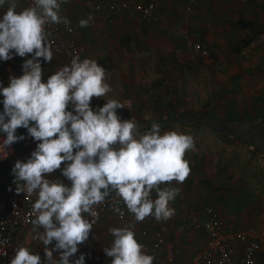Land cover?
Listing matches in <instances>:
<instances>
[{"label": "clouds", "instance_id": "1", "mask_svg": "<svg viewBox=\"0 0 264 264\" xmlns=\"http://www.w3.org/2000/svg\"><path fill=\"white\" fill-rule=\"evenodd\" d=\"M66 2L33 0L31 6L17 12L16 0H0V6L8 4L0 18V60L11 59L13 52L32 57L24 61L21 76H10L8 86L0 87V132L6 134L4 146L24 139L16 135L20 127L38 141L30 158L17 160L12 172L17 194L37 196L31 224L34 238L44 246L46 264H73L70 257L88 239L99 217L96 207L112 192L136 222L148 216L158 222L171 218L175 210L169 202L175 200L180 188L161 186L173 181L183 184L191 171L185 154L195 150L190 134L175 130L161 134V125L155 121L149 131L140 134L133 120L118 116L117 109L125 104L117 99H108L94 111L92 98L105 97L111 88L105 83L104 68L93 59L74 55L70 65L54 72L47 82L42 80L40 58L46 62L53 59L46 25L70 24L60 14L61 4ZM92 19L91 15L80 19L79 26L88 27ZM70 103L74 111L68 110ZM57 169L71 186L46 178ZM115 210L120 211L118 207ZM110 233L113 241L104 252L112 258L111 264H153L154 257L143 251L131 227H114ZM54 251L59 252V259L53 256ZM10 264H41V258L21 245ZM74 264H85L83 253Z\"/></svg>", "mask_w": 264, "mask_h": 264}, {"label": "rangeland", "instance_id": "2", "mask_svg": "<svg viewBox=\"0 0 264 264\" xmlns=\"http://www.w3.org/2000/svg\"><path fill=\"white\" fill-rule=\"evenodd\" d=\"M214 1L200 7V16L191 13L202 20V25L196 22L189 29L192 32L198 29L199 34L193 35L206 42L209 51L204 57L194 56L184 41H176V34L184 28L174 29L171 36L175 39L171 42L172 39L158 33L148 39L146 34L139 37L137 34L142 33L124 27L121 22L131 19V12L120 18L119 24L117 21L108 23L105 16L94 20L91 26L95 27V33L84 41L87 53L81 60L89 58L97 63L105 62V83L111 91L105 97H93L90 106L95 111L108 99L122 100L125 107L117 109L118 116L121 120H133L140 134L151 129L152 121L162 123L161 134L170 130L190 134L195 141V150L187 151L184 158L191 163L200 158L203 150H209L207 157L211 161L206 162L201 157L203 170L227 179L219 190L231 192L228 196L233 197L230 201L236 210L234 218L243 219V226L254 228L264 240L263 152L238 138L221 135L204 121L197 120L200 116L232 117L250 120L264 130V0ZM167 4L170 5V1L167 0ZM80 5L79 1L74 3L75 12L79 11ZM180 8L184 13L195 6L182 0L177 11ZM171 9L169 16L165 18L164 15L162 19L168 22L156 29L162 31L161 34H165L167 25L170 28L169 20H176L172 16H178L174 8ZM97 23L98 27L95 26ZM113 28L115 30L110 32ZM91 40H95L93 44L98 47L93 44L90 47ZM21 58L15 62L12 73L0 75V87L8 86L10 76H21L24 61L32 57L28 54ZM40 60L44 82L71 62L63 58H53L50 62ZM70 105V109L74 108ZM211 141L222 147H213ZM214 154L219 158L216 159ZM198 174L197 166L195 175ZM210 190L211 194L218 192L216 188ZM30 245L37 248L41 242L30 234Z\"/></svg>", "mask_w": 264, "mask_h": 264}, {"label": "built area", "instance_id": "3", "mask_svg": "<svg viewBox=\"0 0 264 264\" xmlns=\"http://www.w3.org/2000/svg\"><path fill=\"white\" fill-rule=\"evenodd\" d=\"M71 1H79L81 5L87 9V13L78 15L79 20L87 18L89 15H105L110 21L114 19L117 11H127L136 14L135 19L141 23H155L159 21L156 14V0H67L61 4V12L65 6ZM191 3L194 0H189ZM33 0H25L17 4L16 11L31 6ZM61 14V13H60ZM70 24L65 26L61 24L46 25V31L50 33L49 42L52 45L53 56H62L72 60L74 55L80 58L85 52V44L75 37L66 38L64 31L72 33L74 19L70 18ZM69 27L71 31H69ZM189 47L196 57H204L208 54L206 42L201 39H190ZM13 54H15L13 52ZM6 134L0 132V264H10L11 259L15 255V249L23 245L28 247L32 252L45 254L44 246L41 244L37 248L30 245V234L27 230L32 228L31 215L32 204L37 199L36 195L28 197L25 193H16L6 201L4 199V190L1 177V168L3 164L11 159H19L26 162L31 154L22 153L18 142L10 146H4L3 140ZM46 178L56 181L59 177L48 175ZM16 188V187H15ZM155 199V192L152 193ZM169 206H176V201L169 202ZM120 211H116V208ZM182 222L180 228L186 232L198 230L205 235V239L199 242L190 261L187 264H263L258 260V254L263 249V240L261 235L254 228L244 229L237 226H230L220 217L217 210L211 204H205L203 207L204 215L199 211L190 209L185 205L182 206ZM99 213L98 219L93 224V228L89 233L88 239L78 246V252L70 257L73 262L83 253L88 256L92 247L97 243V226L103 219L117 220L119 227L128 226L133 229L136 239L144 248L143 251L154 257L153 264H174L179 262V256L175 243L172 240L169 230H167L164 220L157 221L154 216L146 217L142 222H136L134 215L130 213L115 192H112L105 202L96 207ZM122 213V214H121ZM86 218L91 220L85 214ZM55 241H53L54 245ZM53 245H49L52 248ZM6 253V254H5ZM59 254L58 251L53 252V256ZM103 264H111V257H107Z\"/></svg>", "mask_w": 264, "mask_h": 264}, {"label": "crops", "instance_id": "4", "mask_svg": "<svg viewBox=\"0 0 264 264\" xmlns=\"http://www.w3.org/2000/svg\"><path fill=\"white\" fill-rule=\"evenodd\" d=\"M24 1L25 0H16L17 4L20 2H24ZM168 1H170V5L167 4V0H156V14L159 16V21L155 22V23H153V22H151V23L138 22L135 19V17L137 15L136 14H130V13L129 14L131 15L132 18L122 21L121 19L125 17V14L128 13L127 11H117L115 13V15L113 16L115 19H113L112 21H110V19H109L107 21H108V23H113V21L114 22L117 21V23L119 24L120 20H121L122 21L121 23L123 25H125L124 27H128L130 29H133V30H136L137 32L139 31L140 33H142V34L136 33L139 37H144L146 34L147 39H148L151 36L155 37V34L158 33V34H160V36L165 35V38L172 39L171 42H173V40L175 39L174 37L171 36V34H173L174 29L176 31H179L178 30L179 28H184L183 31L180 30V32H178L176 34L177 35L176 41H178L179 43H180V40H181V42L184 41L185 44L187 45V47L191 50V48L189 47L190 45H189L188 41L190 39H201V38L199 36L197 37V36L193 35L196 33L199 34V32H197L198 29H195V32H192L191 28L189 29V26L191 27V25H193V24L195 26V24H197V23H200L202 25L201 17L195 18L192 15L194 14V15L200 16V14H199L201 11L200 7L203 8V4H209V1H214V0H194L193 3H191L189 0H185V1H187L188 4L195 6V9H193L191 11L185 10L184 13L182 12L181 8L177 11L179 5L182 3V0H177V1L173 0V3H175V4H173L171 2V0H168ZM74 3L75 2L71 1L68 5L65 6L63 12H61L62 16H66L68 19L73 18L75 20L74 21L75 28L72 32L73 35L71 33L68 34V32L63 30L64 36L66 38H69L71 36H73V37L78 36L79 38L78 37L77 38L75 37V38L84 43V41H86V38L91 39V37L94 36L95 30L93 31V29H95V27L91 26V24L94 23V20H96L98 18H102L101 16H105V15H103V14L99 15V16L95 15V14L91 15L93 17V19L90 22L89 26L82 28L79 26L80 20H79L78 15L81 13H85V12L87 13L88 11L86 8H84L83 6L80 5L79 6L80 8L78 7L80 12L79 11H77L79 13L75 12L76 6H74ZM230 3H231V7H232V2H230ZM72 5H73V7H72ZM171 7L174 8L173 10L175 11V13L178 16H176V17L172 16V18L176 19V20H172V19L169 20L170 28H168V25H167V28L165 29V34H161L162 31L159 32L156 29L159 27V25L161 27V24L164 25L165 23L168 22V21L163 22L162 19H163L164 15H166L165 18L167 16H169L168 12L170 10H172ZM217 7L219 9L218 5H216V9H217ZM7 8H8L7 3H5L3 6H0V18H2V15L4 14V12H6ZM181 13H183V14H181ZM191 13H193V14L191 15ZM117 17L119 18L118 20H117ZM138 25L141 27H138ZM95 26L98 27V23ZM113 30H115V28L110 29V32H112ZM153 31H155V32H153ZM181 32L183 33L182 36H180ZM179 37H180V39H179ZM201 40H203V39H201ZM93 43H95V40H91V43L88 45L91 47ZM93 45L98 47L96 44H93ZM86 51H87V49H86V45H85V52L80 59H82L84 57V55L87 53ZM19 58H21L19 55L12 54L11 59H9L7 61L0 60V75H5L8 72L12 73L11 71L14 68L15 62H18ZM53 58H55V59L56 58H63V59H66L68 61H71V60H69L65 57H62V56H53ZM101 62H103V61H101ZM14 73L15 72H13V74ZM121 99H123V97H121ZM2 101H3V95H0V102H2ZM91 101H93V100H91ZM120 102H122V100H120ZM70 106L71 105L69 104L68 110L74 111V108H72V109L69 108ZM207 131L209 132V130H207ZM16 135L17 136H20V135L24 136L23 140L17 141L18 144L21 145L20 149H22V153L31 154L36 149L38 141H35L28 134L26 128H23V127L18 128L16 131ZM221 135H225V134H221ZM225 137H227V136H225ZM220 138L222 139V137H220ZM212 144H213V142H212ZM214 146L215 147L216 146L222 147V144L219 146L218 144L214 143L213 147ZM202 147L203 146L201 145V148ZM204 147H207V146H204ZM214 152H216V151H214ZM208 153H209V150H203L202 153L200 154L199 159H194V162L192 160V162H191L192 164L189 162V166L191 169L189 175H191V176L187 177L186 180L183 182V184H179V183L173 181L170 185H162L161 186V187L168 186V187L180 188V193L175 198L176 206H171V208H173L175 210L174 215L171 218H169L168 220H166V221L164 220L166 223L165 227L167 228V230H169V232L171 234L172 240L175 243L177 253L179 256V262L174 263V264H187L191 259V256L193 254V251L195 250L196 245L205 239V235L203 233L199 232L198 230H191L189 232H186L180 228V225L182 222V211H183L182 206L183 205H185L186 207H188L190 209L197 210L202 215H204V212H203L204 205L205 204H211L217 210L218 214L225 221L226 224H228L230 226H237V227H241V228L246 229L243 226L245 224L243 219L237 220L234 218V216L236 215L235 214L236 210L232 208V201H230L231 199H233V197L228 196L231 192L226 190V189H223V188H220V190H219V186H223L224 183H227V179L225 177H223L222 175H220V176L214 175V174H211L210 172L207 173L203 170V166H202L203 164L201 162V157H202V160H204L206 162L211 161L210 158L207 157ZM214 155L216 156V159L219 158V156L217 154H214ZM17 160H19V159L18 158L17 159L16 158L11 159L8 162H6L5 164H3L2 168H1V177H2V184H3V190H4V199L6 201H8V199H10L11 197H14L16 195V191H15L16 184L14 183L15 177H14V174L12 172V169H13L15 162ZM64 166H65V163H62L61 169ZM197 166H198V170H199L198 176L195 175V168ZM50 175L59 177L60 181H62L64 184H66L68 186H71V181L62 175V172L60 169H57L56 171H54ZM211 188H216L218 190V192L215 194L213 192V194H211L212 193L210 190ZM156 195L157 194L155 193V197H156ZM119 226H120V224L118 223V221L113 220V219L106 218L100 222V224L97 226V231H98L97 243H95V245L92 247L90 255L85 257V264H103L107 261L103 255L105 253L104 248L110 247L111 243L113 241V236L110 233V229L114 228V227H119ZM41 231H42V229H41ZM29 232H31V234H33V236H35V233L32 231V228L31 229L29 228L27 230L26 234L28 235ZM54 257L59 259V254L54 255ZM258 260L260 263L264 264V240H263V249L258 254ZM41 264H46L45 254H42Z\"/></svg>", "mask_w": 264, "mask_h": 264}, {"label": "trees", "instance_id": "5", "mask_svg": "<svg viewBox=\"0 0 264 264\" xmlns=\"http://www.w3.org/2000/svg\"><path fill=\"white\" fill-rule=\"evenodd\" d=\"M98 64L102 66L104 70L107 69L105 62H99ZM167 106H169V104L166 105V107ZM2 111L3 103L0 102V112ZM197 120L201 122L204 121L211 128H214L222 134H227L231 137L238 138L248 145L257 147L264 154V130L259 125L254 124L252 121L236 120L232 117H228V119H221L215 116H200L197 118ZM174 122L179 121L175 120ZM139 127H141V125H139Z\"/></svg>", "mask_w": 264, "mask_h": 264}]
</instances>
